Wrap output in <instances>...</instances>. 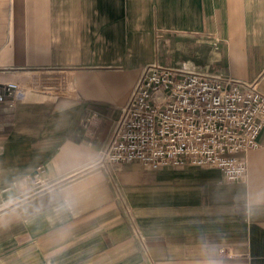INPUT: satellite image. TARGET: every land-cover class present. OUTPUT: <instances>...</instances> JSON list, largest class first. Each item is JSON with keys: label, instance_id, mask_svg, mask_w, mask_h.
I'll list each match as a JSON object with an SVG mask.
<instances>
[{"label": "crops", "instance_id": "0c3cea01", "mask_svg": "<svg viewBox=\"0 0 264 264\" xmlns=\"http://www.w3.org/2000/svg\"><path fill=\"white\" fill-rule=\"evenodd\" d=\"M153 61L264 92V0H0V264H264V126L237 182L97 163Z\"/></svg>", "mask_w": 264, "mask_h": 264}, {"label": "built area", "instance_id": "2783aa9c", "mask_svg": "<svg viewBox=\"0 0 264 264\" xmlns=\"http://www.w3.org/2000/svg\"><path fill=\"white\" fill-rule=\"evenodd\" d=\"M49 81L45 87L57 90L44 89L68 91L65 82ZM29 89L2 83L0 103L14 106ZM263 126L264 92L254 82L153 61L143 68L121 108L97 163L211 167L221 170L226 181L237 182L246 175V154L259 145ZM34 180L42 182L38 173ZM132 233L143 243L138 226Z\"/></svg>", "mask_w": 264, "mask_h": 264}, {"label": "rangeland", "instance_id": "374dc122", "mask_svg": "<svg viewBox=\"0 0 264 264\" xmlns=\"http://www.w3.org/2000/svg\"><path fill=\"white\" fill-rule=\"evenodd\" d=\"M209 71L212 72L213 69H209ZM66 80H67L66 78H65V79L63 78V80H61V81L59 80V81H57V82H58V84H60L62 81H63V83H64ZM46 83H47V84H46ZM46 83H42V84L49 86V85H48L49 83H48V82H46ZM70 83H71V82H70ZM19 84H21V83H19ZM29 84H31V82L26 83L27 86H28ZM21 85H22V84H21ZM66 86H67L66 89L68 90V88L70 87V86L68 85V83L66 84ZM69 91H70V90H68L67 92H65L64 90L59 89V92H60V93H68Z\"/></svg>", "mask_w": 264, "mask_h": 264}]
</instances>
